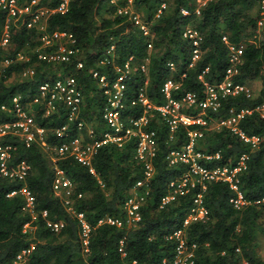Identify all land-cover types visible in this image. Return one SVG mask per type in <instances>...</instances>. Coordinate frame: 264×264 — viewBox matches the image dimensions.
I'll return each instance as SVG.
<instances>
[{"label":"trees","instance_id":"obj_1","mask_svg":"<svg viewBox=\"0 0 264 264\" xmlns=\"http://www.w3.org/2000/svg\"><path fill=\"white\" fill-rule=\"evenodd\" d=\"M259 1L209 0L198 6L197 0H132L131 3L128 0H115V3L110 0H70L65 13L55 12L48 16L46 30L72 32L81 49L82 69H75V57L68 65H52L37 59L31 53V49L39 44L36 30L11 25L7 46L0 45V124L13 119V113L1 109V105L10 106L14 93L20 91L25 96L33 95L38 84L68 72L77 77L84 93L82 115L87 121L93 116L98 119L100 90L88 71L92 68H99L102 72L110 69L111 66L100 67L96 63L112 44L120 63L132 56V61L138 64L147 56L149 39L126 16L117 14L120 7L130 6L148 24L153 35L151 42L155 51L148 56L149 84L145 92L156 105L163 102L159 88L168 77L180 83L179 94L188 90L201 93L203 81L212 83L224 77L229 65V51L222 40L223 35L228 43L244 42L241 63L233 80L259 79L261 88L251 97L244 93L227 96L220 109L210 113L209 117L223 118L229 109L236 112L251 110L238 120L237 127L247 136H261V141L252 148L236 133L221 127L206 130L197 147L207 154H218V157L203 161L209 168H234L241 155L248 156L246 167L237 173V177L239 190L249 203L241 209L234 208L229 200L235 192L228 183L209 181L202 192V202L208 213L206 219L191 222L186 232L189 242L196 244L194 264H264V257L257 250L259 234L264 232L261 221L264 205L253 203L264 196V116L257 109L264 104V22L257 26ZM57 3L58 0H40V4L50 7ZM162 3L165 8L156 17ZM197 7L198 14L195 13ZM181 9L189 13L183 15ZM3 20L4 14L0 11V34ZM188 25L202 35L200 56L191 66L193 45L191 40L182 36ZM253 34L255 36L251 38ZM19 51L30 54L29 59L16 60ZM5 59L9 63L1 64ZM167 61L175 64L174 72L166 67ZM27 67L33 68L32 75L20 82L10 80ZM198 75H202L203 81ZM140 79L141 75L136 71L128 81L129 90L135 89ZM129 113L138 115L141 108H127L124 115ZM64 119L62 113L49 117L37 115L36 121L46 128V140L50 145L74 137L76 131L72 124L62 136L55 133V128L61 126ZM147 128L155 131L160 153L153 161L154 174L146 203L141 208L142 219L135 227H116L107 222L98 224V220L105 217H123L122 205L130 188L143 179L141 164L133 157V141L121 147L103 144L92 159L94 173L73 157L55 161L72 183L69 206L65 204L64 191L53 190L55 167L51 153L38 142L26 146L15 135L0 137V143L12 147L9 165L13 167L9 168L16 169L21 161L30 165L23 179L17 176L8 178L0 173V264H128L132 260L139 264H169L173 244L165 237L182 224L198 189H191L186 195L159 208L168 182L185 169L183 166L168 167L163 152L169 146L184 143L187 129L179 126L175 140L169 142L168 129L158 115L148 118ZM21 187L27 188L35 197L32 210L25 207L26 199L20 192L8 195ZM43 211L46 215H42ZM78 213H83L90 228L86 251ZM56 221H61L63 226L53 231L47 222ZM121 239L124 241V256L118 251ZM31 245L33 248L17 260V254ZM163 258L167 259L166 263H162Z\"/></svg>","mask_w":264,"mask_h":264},{"label":"built area","instance_id":"obj_2","mask_svg":"<svg viewBox=\"0 0 264 264\" xmlns=\"http://www.w3.org/2000/svg\"><path fill=\"white\" fill-rule=\"evenodd\" d=\"M70 0H58L55 7L40 4V0H0V11L4 14L2 32L0 34V45L6 47L9 42L10 26H25L36 30V40L39 44L31 49L37 59L52 65H68L75 57V69H82L84 62L81 58V49L77 45L76 37L67 30H46V20L52 13L63 14L68 9ZM132 0H128L131 3ZM209 0H197L198 6L204 5ZM115 3V0H110ZM165 3H162L155 14L159 16ZM183 15L189 13L186 9H181ZM199 13V7L195 9ZM117 14L126 16L130 22L137 25L149 40L147 43V56L138 64L134 63L132 56L123 63L118 62L119 55L116 53L114 45H110L100 57L96 66H111L110 69L100 71L99 68H92L88 71L100 90V106L98 108V119L93 116L87 121L82 115L84 108V93L77 77L68 72L46 80L35 87L33 95L23 96L17 92L11 96L10 106L1 105V109L13 113V119L0 124V137L12 134L17 136L26 146L33 142H38L43 149L50 152L54 161L55 176L52 187L55 192L61 190L65 193V204L70 206L68 195L72 190V183L67 179L63 171L58 168L55 161L66 157H73L82 165L89 167L94 173L92 159L98 149L103 144H110L117 147L123 146L128 141H133V157L141 164L143 179L136 182L129 190V195L124 200L122 210L123 217H105L98 220V224L107 222L116 227H135L142 219L141 208L146 203L149 195L150 179L154 174L153 161L160 153V146L155 131L147 128L149 117L158 115L167 127V141L173 142L179 126L187 129L186 141L180 146L170 147L163 152V160L168 167L183 166L182 173L168 182L167 192L161 196L159 208L177 200L178 197L186 195L191 189H198L193 195L191 205L182 224L166 235V239L172 241V254L169 264H194L196 244L189 242L187 237V226L198 220H204L207 210L202 202V192L206 188V183L212 180H221L228 183L235 195L230 198V203L236 209H241L249 202L245 200L239 190V179L237 173L246 167L248 158L246 154L241 155L234 168L213 167L209 168L203 161L218 157V154H207L197 147L198 140L206 130L220 129L226 127L236 133L244 142L249 143L252 148H256L261 136H247L237 127L238 120L251 110H241L236 112L229 109L223 118L209 117L210 113L217 112L221 107V102L227 96L244 93L251 96L249 88L240 81H234L233 76L238 73V65L241 63V55L244 43H228L227 37L222 36V40L227 44L229 65L225 69L224 77L220 81L205 82L202 75L198 79L203 81L201 93L195 91H185L178 93L180 83L172 77L166 78L160 88L163 102L159 105L153 103L146 95V87L149 84L148 61L152 50V33L147 23L139 14L133 11L130 6H123L117 9ZM259 18L257 25L264 22V0L259 1ZM182 36L191 40L193 48L190 53L191 66L200 56L199 45L202 35L193 26H186L182 31ZM29 54L19 51L15 55L18 61H27ZM9 60L1 62L7 65ZM137 65V66H136ZM136 66V67H135ZM166 67L171 72L175 71V64L172 61L166 62ZM208 68H205L207 71ZM136 71L141 75V79L135 84L133 90H129L128 81ZM34 72L32 67H27L22 74L30 76ZM1 74V68H0ZM177 94V96H176ZM140 107L141 113L132 115L125 114L127 108ZM261 116H264V104L257 108ZM64 115L65 119L61 126L55 128V133L59 136L65 134L69 125H73L76 133L68 141H61L59 144L50 145L46 140V128L40 126L36 117H49L52 114ZM197 126L196 128H189ZM264 138V135H263ZM11 146L0 143V173L5 177L17 176L23 179L30 165L26 161H21L16 165V169L9 165L11 158ZM204 159V160H202ZM20 192L26 199L25 207L32 210L34 205V195L25 187L19 191H11L8 195ZM255 204L264 205V196L259 197ZM42 215H46L43 211ZM77 217L82 226L83 244L87 250L89 225L85 222L83 213H78ZM53 230L62 228L61 221L47 222ZM26 226V225H25ZM33 246L23 249L16 256L17 260L22 259ZM118 251L125 255L124 241H119ZM167 259L163 258L162 263ZM128 264H139L132 260Z\"/></svg>","mask_w":264,"mask_h":264},{"label":"rangeland","instance_id":"obj_3","mask_svg":"<svg viewBox=\"0 0 264 264\" xmlns=\"http://www.w3.org/2000/svg\"><path fill=\"white\" fill-rule=\"evenodd\" d=\"M253 15L255 14V10L252 11ZM155 49H152L151 52L154 53ZM30 55V54H29ZM27 76L23 75V74H19L16 75L14 77H11L10 80H14V81H24V79ZM250 90L251 94L254 96L258 93L259 89L261 88V81L259 79H255L252 81H244L243 82ZM97 86V85H96ZM214 129V128H213ZM262 227L264 229V216L262 218ZM28 225H26L25 227H27ZM258 253L264 257V232H260L259 234V246L257 248Z\"/></svg>","mask_w":264,"mask_h":264},{"label":"crops","instance_id":"obj_4","mask_svg":"<svg viewBox=\"0 0 264 264\" xmlns=\"http://www.w3.org/2000/svg\"><path fill=\"white\" fill-rule=\"evenodd\" d=\"M258 14H259V9H258ZM259 16H260V14H259ZM257 26H258V25H257ZM258 27H259V26H258ZM254 36H255V34H253V36H251V38L254 37ZM242 43H244V42H242ZM21 74H22V73H21ZM240 82H244V81H240ZM18 92L21 93L20 91H18ZM16 93H17V92H16ZM21 94H22V93H21ZM22 95H23V94H22ZM23 96H25V95H23ZM251 96H253V95L251 94ZM251 96H250V97H251Z\"/></svg>","mask_w":264,"mask_h":264}]
</instances>
